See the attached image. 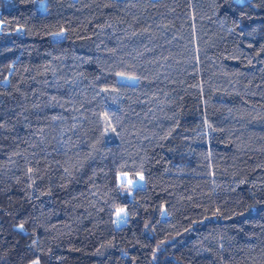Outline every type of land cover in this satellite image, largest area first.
<instances>
[{
	"label": "trees",
	"instance_id": "obj_1",
	"mask_svg": "<svg viewBox=\"0 0 264 264\" xmlns=\"http://www.w3.org/2000/svg\"><path fill=\"white\" fill-rule=\"evenodd\" d=\"M44 5L0 0V264H264V0Z\"/></svg>",
	"mask_w": 264,
	"mask_h": 264
},
{
	"label": "snow or ice",
	"instance_id": "obj_2",
	"mask_svg": "<svg viewBox=\"0 0 264 264\" xmlns=\"http://www.w3.org/2000/svg\"><path fill=\"white\" fill-rule=\"evenodd\" d=\"M236 2L238 4H244L245 0H236ZM40 11L42 12H46L47 11V7L44 5V0H40ZM4 29L2 27H0V31H3ZM22 29H17V31H21ZM54 35L59 36V37H64V32L61 31L59 33H55ZM118 76H120L121 79L124 80H136L137 77L134 76H126L123 73H118ZM102 91L108 92V91H116V89H109V88H104L102 89ZM105 119H107L109 121V124L111 123L110 119L108 118L107 114H105ZM112 131H115V128H112ZM120 179V188L123 191L128 192L129 195H131V192L135 191L137 186H139L143 181H144V176L143 174H139L136 180H131L128 178V176L126 174L122 175L121 177H119ZM128 213L127 210L125 208H118L116 210V216L118 218V223L124 222L125 218L127 217ZM21 228H23V225H21ZM35 264H40L39 260L35 261Z\"/></svg>",
	"mask_w": 264,
	"mask_h": 264
},
{
	"label": "rangeland",
	"instance_id": "obj_3",
	"mask_svg": "<svg viewBox=\"0 0 264 264\" xmlns=\"http://www.w3.org/2000/svg\"><path fill=\"white\" fill-rule=\"evenodd\" d=\"M37 3H38V6H39V8H40V7H41L40 0H37ZM53 38L56 39V40H60V39H62L63 37H59V36L53 35ZM118 80H119L120 82H123V83H129V84H135L136 81H137V80H124V79H121L120 76L118 77ZM122 175H124V174H119V176H118V183H119V185H120V179H119V177H121ZM127 176H128V175H127ZM128 178L131 179L129 176H128ZM136 179H137V178H136ZM136 179H131V180H136ZM143 184H144V183L142 182V183H141L139 186H137V187L143 186ZM124 193L127 194L129 197H131L133 192H131V195H129L128 192H126V191H124ZM125 221H126V218H125ZM125 221H124V222H121V223H118V218H117V216H116V214H115V223H116V226H117V227H119V226H121L122 224H124Z\"/></svg>",
	"mask_w": 264,
	"mask_h": 264
},
{
	"label": "crops",
	"instance_id": "obj_4",
	"mask_svg": "<svg viewBox=\"0 0 264 264\" xmlns=\"http://www.w3.org/2000/svg\"><path fill=\"white\" fill-rule=\"evenodd\" d=\"M1 26V25H0Z\"/></svg>",
	"mask_w": 264,
	"mask_h": 264
}]
</instances>
